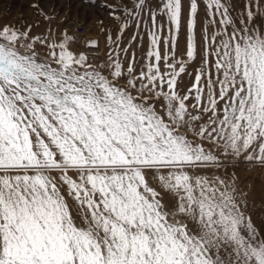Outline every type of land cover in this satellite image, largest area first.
<instances>
[{
	"label": "snow or ice",
	"instance_id": "6c2138e0",
	"mask_svg": "<svg viewBox=\"0 0 264 264\" xmlns=\"http://www.w3.org/2000/svg\"><path fill=\"white\" fill-rule=\"evenodd\" d=\"M32 6L43 32L0 24V264H264L239 175L264 174V0H102L96 37Z\"/></svg>",
	"mask_w": 264,
	"mask_h": 264
},
{
	"label": "rangeland",
	"instance_id": "374dc122",
	"mask_svg": "<svg viewBox=\"0 0 264 264\" xmlns=\"http://www.w3.org/2000/svg\"><path fill=\"white\" fill-rule=\"evenodd\" d=\"M33 4H39L45 12H51L55 9L61 18L67 16L68 23L61 25L69 27L70 31L75 32L73 25L76 21H83L86 26L87 37H96L98 35L97 20L101 17L105 18V23H110L107 20V13L103 11L102 0H96L95 6L86 4L85 0H0V24L11 23L18 27H24L27 24H34L40 20L38 27H33L34 33H40L45 30L47 25L43 22L42 17L37 14ZM127 35H130L128 33ZM101 39V49L104 48L103 37ZM185 83H188L185 78ZM242 180H246L251 185L253 195L250 199L256 201L257 207L253 209V219L257 224L261 222L264 208L261 205V195L264 194V174H261L259 169L251 172H240Z\"/></svg>",
	"mask_w": 264,
	"mask_h": 264
},
{
	"label": "built area",
	"instance_id": "2783aa9c",
	"mask_svg": "<svg viewBox=\"0 0 264 264\" xmlns=\"http://www.w3.org/2000/svg\"><path fill=\"white\" fill-rule=\"evenodd\" d=\"M75 32L81 37H87L88 33L86 32V26L83 21H79L78 29L75 28Z\"/></svg>",
	"mask_w": 264,
	"mask_h": 264
}]
</instances>
